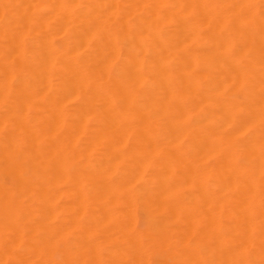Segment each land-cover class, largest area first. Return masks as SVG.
Instances as JSON below:
<instances>
[{
    "label": "bare ground",
    "instance_id": "1",
    "mask_svg": "<svg viewBox=\"0 0 264 264\" xmlns=\"http://www.w3.org/2000/svg\"><path fill=\"white\" fill-rule=\"evenodd\" d=\"M0 264H264V0H0Z\"/></svg>",
    "mask_w": 264,
    "mask_h": 264
},
{
    "label": "rangeland",
    "instance_id": "2",
    "mask_svg": "<svg viewBox=\"0 0 264 264\" xmlns=\"http://www.w3.org/2000/svg\"><path fill=\"white\" fill-rule=\"evenodd\" d=\"M245 117H246V113H245V112H242L241 115H240V119H241L242 122L245 121ZM59 162H60L61 167L64 169V168L66 167L67 163H68V158H67V156L65 155V153L62 154V156H61ZM5 180H6L7 183H10V182L12 181L11 177H9V176H6V177H5ZM63 188H65L64 185H63L62 189H63ZM65 200H66V196H62L61 199H60V201H59L60 204L63 205L64 202H65ZM63 214H64V213H63ZM65 243H66L65 240H62V241L60 242V247L63 248Z\"/></svg>",
    "mask_w": 264,
    "mask_h": 264
}]
</instances>
